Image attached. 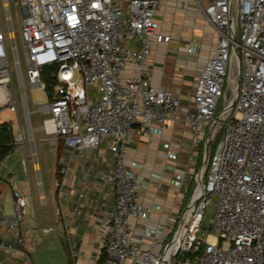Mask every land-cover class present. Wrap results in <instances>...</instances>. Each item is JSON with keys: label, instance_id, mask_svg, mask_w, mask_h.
I'll use <instances>...</instances> for the list:
<instances>
[{"label": "built area", "instance_id": "obj_1", "mask_svg": "<svg viewBox=\"0 0 264 264\" xmlns=\"http://www.w3.org/2000/svg\"><path fill=\"white\" fill-rule=\"evenodd\" d=\"M13 1L20 14L24 75L31 86L45 89L49 96L37 104L47 112L41 127L49 141L60 139L75 150L110 139L114 157L104 179L115 187L116 197L102 218L105 253L92 264H123L127 258L131 264H264V0H196L216 40L194 83L195 108L181 114L178 94L149 82L150 39L169 38V33L159 30L154 15L163 0ZM0 3L7 21V31L0 23V111H15L16 100L8 87V45L24 105L25 78L16 33H10L14 32L10 3ZM130 38L139 44H132ZM193 47L189 44L187 50ZM129 64L134 71L125 74ZM47 65L55 66L49 89L41 77ZM89 84L97 91L94 97L87 91ZM178 116L197 139L205 123L208 139L218 136L193 173L178 222L169 226L171 236L153 250L131 231L130 218L148 217L152 206L137 199V189L146 181L126 165L125 144L137 130L155 131L161 126L155 122ZM21 140L17 131L9 142ZM163 145L167 157L177 155L168 141ZM11 191L14 217L7 221L9 228L18 225L28 202L16 188ZM212 197L216 203L208 226L215 233L208 227L200 230ZM54 206L60 215V196ZM155 230L145 224L143 235L152 237Z\"/></svg>", "mask_w": 264, "mask_h": 264}, {"label": "crops", "instance_id": "obj_2", "mask_svg": "<svg viewBox=\"0 0 264 264\" xmlns=\"http://www.w3.org/2000/svg\"><path fill=\"white\" fill-rule=\"evenodd\" d=\"M156 8L154 15L159 30L169 33V38L150 39L149 82L153 87H164L178 94L181 114L187 108H195L192 98L194 83L214 47L215 31L196 0H163ZM189 44L194 46L192 50H187ZM132 67L129 64L123 72H133ZM22 110L26 135L19 115L0 118V122L8 121L10 126L11 120L15 119L17 131L22 135L21 141L11 143L10 150L0 162L11 153L15 144L20 143L16 156L20 158L24 171L15 175L12 170L7 177L0 176V264H92L105 253L102 218L114 205L116 197L115 187L104 179L114 157L109 148L110 139L96 146L72 150L60 139L55 143L49 141L41 123H31L27 103L22 102ZM155 123L161 125L159 129H139L126 142L125 162L146 181L137 189V199L152 206L148 217L130 218L131 231L142 245L158 250L163 240L171 236L169 226L175 227L178 222L177 215L185 206L192 187L193 173L202 166L205 149L212 140L207 136V123L198 132L200 139L193 135L181 116ZM35 129L43 131L39 140L47 139L56 152L53 166H44L46 186L41 174L44 160L38 156ZM25 138L29 145L25 144ZM164 141H168L169 149L177 153L175 157H167ZM176 172H181L182 177L177 178ZM56 180L59 185H55ZM12 188L27 196L28 202L18 225L9 228L7 221L14 217ZM58 196L63 205L60 215L54 212ZM6 203L10 208L5 207ZM161 222L165 224L163 228L158 226ZM145 224L156 228L152 237L143 235ZM46 225L51 228L44 230ZM123 264H131L130 258Z\"/></svg>", "mask_w": 264, "mask_h": 264}, {"label": "rangeland", "instance_id": "obj_3", "mask_svg": "<svg viewBox=\"0 0 264 264\" xmlns=\"http://www.w3.org/2000/svg\"><path fill=\"white\" fill-rule=\"evenodd\" d=\"M9 9L12 17V29L13 31H10V33H16L15 35V40H16V45H18V58L21 64V72L23 74L24 83H23V88H24V93H26V103H27V109H29V115H30V120L32 124H40L42 121V118L47 115L46 111L40 110L37 106V104H40L41 102H45L49 100L48 93H46V90L43 88H39L37 86H31L28 81L26 80V77L24 75L25 71V61H24V55H23V50H22V45H21V37L19 34V22H20V14L17 13V2L13 0H9ZM0 23L2 28L7 31V21L5 19V13L4 9L0 3ZM236 37H239V26L236 29ZM129 41L133 44H139L138 41L134 42L132 38L129 39ZM8 43V41H6ZM8 61H9V70H10V81L8 82V87L10 89V92L12 94V97L15 98L16 100V107L18 111H11V110H5L0 113V118L1 119H6L14 115H19V120L20 124L22 126L23 132L26 135V126H25V116H24V111L22 110V93L20 89V84H19V79L17 77V71L15 67V63L13 61V52L8 45ZM87 91L91 95V97H94L97 94V91L95 90L94 86L92 84H89L87 86ZM36 101V102H34ZM11 126H13V131L17 132L18 130V124L15 119L11 120ZM43 134V131L41 129H35L34 135H35V141H36V146L38 149V156L41 158L42 162V171L41 174L43 175V180H44V186H46V174H45V168L44 166H49L52 167L53 163L55 161V147L50 144V142L47 139H43L42 141L39 140V135ZM218 136V133L216 134ZM215 136V139L217 138ZM215 139H211L212 141L208 145L207 152L210 151L213 147V144L215 142ZM25 144L29 143L27 142V139H24ZM29 145V144H28ZM20 143L15 144L14 148H12V151L8 156L3 157L2 161L0 162V176L7 177L8 172L12 171L14 172L15 175L17 174H23V165L22 162H20V158L16 156L17 150H19L21 147ZM216 200L215 197H212L210 201L206 203V206L204 208L203 212V219L201 221V229H207L211 230L213 233H215L213 226H208L210 216L213 213V209L215 206ZM9 203L5 204L6 208H10ZM27 210V207H25Z\"/></svg>", "mask_w": 264, "mask_h": 264}, {"label": "trees", "instance_id": "obj_4", "mask_svg": "<svg viewBox=\"0 0 264 264\" xmlns=\"http://www.w3.org/2000/svg\"><path fill=\"white\" fill-rule=\"evenodd\" d=\"M54 68H55L54 65H47L44 66L41 71V77L44 78L46 87L48 89L51 88L53 83V76L50 72L53 71ZM11 135H12V127L10 126V122L8 121L0 122V158L10 150L12 144L11 142H9V139Z\"/></svg>", "mask_w": 264, "mask_h": 264}, {"label": "water", "instance_id": "obj_5", "mask_svg": "<svg viewBox=\"0 0 264 264\" xmlns=\"http://www.w3.org/2000/svg\"><path fill=\"white\" fill-rule=\"evenodd\" d=\"M207 153H208V152H207V148H206V149H205V156L207 155Z\"/></svg>", "mask_w": 264, "mask_h": 264}, {"label": "bare ground", "instance_id": "obj_6", "mask_svg": "<svg viewBox=\"0 0 264 264\" xmlns=\"http://www.w3.org/2000/svg\"><path fill=\"white\" fill-rule=\"evenodd\" d=\"M232 79H234V76H233V78Z\"/></svg>", "mask_w": 264, "mask_h": 264}]
</instances>
